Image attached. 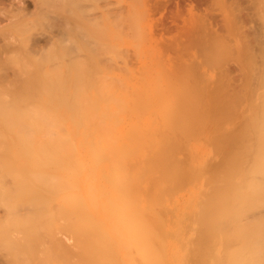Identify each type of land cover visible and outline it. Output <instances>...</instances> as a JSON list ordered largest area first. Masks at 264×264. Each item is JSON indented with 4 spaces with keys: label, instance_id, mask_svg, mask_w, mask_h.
I'll use <instances>...</instances> for the list:
<instances>
[{
    "label": "bare ground",
    "instance_id": "1",
    "mask_svg": "<svg viewBox=\"0 0 264 264\" xmlns=\"http://www.w3.org/2000/svg\"><path fill=\"white\" fill-rule=\"evenodd\" d=\"M75 1L76 0H0V35L1 37H3L2 38L3 42L0 45V65L8 59H12V58L15 59L13 61L15 63L14 68H11L10 70L7 69L5 72L0 74V137L6 139L4 145L0 146V244H2L0 247L2 250L6 252L7 257L9 258L8 264H10L11 262L13 264H187L185 257H187L188 254L191 255L192 257L191 260H193L192 262H190V264H264V228H263L264 225H262L264 224V222H261L259 220L260 222L258 221L259 222L258 223L256 221V225H257L256 227L260 225L263 226V227L260 226L259 228L262 229L261 230L259 229V231L257 232H256L257 229H255L254 232L252 230H251L252 232H249L250 230H248V228H251V226L253 227V225L251 226L245 225L248 226L247 228L248 234L251 235L254 234L251 237L252 240L249 239L250 242L248 241V239L247 240L245 239L246 236L245 237L243 236L244 238H242L240 233H243L244 226L243 227L241 226L243 229V230L241 229L242 230L241 231L239 229L240 227L238 225L239 223L235 224L238 225L239 232L237 231V229L236 232L234 233H232L233 230L231 232L227 230L228 233H226L225 235L223 233L222 235L221 232H220L221 235H219L218 231L216 230L217 227L220 228L219 225L224 221V220L220 221L221 220L220 218L223 219L224 217L225 219L227 216L229 217V215L231 214L233 215L235 213V212L233 213V210L232 212L230 211L231 209H234V206L237 207L238 209L237 210L235 208L236 212L238 213L234 215H238V217L231 216V218L233 217L237 220L239 219V216H242V214L244 215L242 217L245 219L246 216H250L249 214H251V217L253 216L252 214H254V216L255 214L256 215L260 214L259 217L262 218V215L264 214V201H263L264 200V135L262 137V135H260L259 132L257 136H255V138H257L258 140L257 143L253 142L254 141L253 140L251 141L253 142L252 144H249L250 142H246V141H243L246 142V145H243V143L240 144V146L241 145L244 146V148L243 147L241 148H243L244 150L243 154L245 155L243 156V154H240V156L237 155V157L234 155L236 157L234 159L236 160L239 159L240 157L241 158L243 157L242 159L240 158L241 160L240 159L237 160L238 163L236 162V160L233 159L235 162L234 164L232 160H230L229 158L228 160H226V162L227 161L229 162L227 163L225 162L226 164H228V166L229 164L232 165L233 163L234 165H238L237 167L240 168L242 164L244 165V163L248 161L246 157L249 158L252 157V159L250 160H254L255 163L256 162L257 163L256 166L252 165L254 169H252V171L249 170L251 173L247 172L248 168L245 165L247 169L245 168L246 173L245 172L243 173L244 175L249 173V175L247 174L249 177L246 175L244 176V180L246 179V177H248L249 180L246 179L247 182L246 180L243 181V178H241L242 179L241 182L240 181L238 182V180H240L238 179L237 181L233 180L236 183H232L233 181L230 180L231 179L230 177L232 176L230 174L231 172L228 173V175L227 173L222 172L223 175L222 176L220 175V178L216 180H215V176L212 177V179H214L212 180L213 182L219 181V183L223 185L218 190L219 193L221 192L220 195L218 192L215 191V193H218L220 197L217 196L218 200L210 201L211 205L216 204L213 202L219 201L217 203L219 204L221 201V204L224 203V206L222 204L221 209L219 208L220 209L219 214L217 212L218 209L215 208L216 213L218 214V215L216 214L217 216L216 219H218L217 220L218 222L216 223V221L214 220L213 222L216 223L215 224L216 226L214 225V223L213 224L209 223V221L206 224H210V227L205 226L204 222L205 221L207 222V220L205 219L204 221L202 220L204 223L203 227L205 230H203L202 227V231H200V233L196 231L199 235H201V232L203 233L199 237L200 242L199 241L196 242L198 245H196V243L193 242L195 243V245L193 244V246L191 245L190 247L189 245L191 244V242H188L189 237L187 236V234L183 235L184 233H187V231L183 232L184 229L183 222L186 223L185 215L186 213L190 212L188 211V207L190 202H192V200L194 199V197L192 196L193 194L190 195V198L189 200H187V202L183 198V196L180 195L176 197L175 196L172 197L171 194L172 198H169L170 195L168 196V194L170 193V191L168 193V190L169 187L171 186V183L173 182V179L176 178L175 179L176 182H180L177 180H179V178L180 179L181 178L184 179V177L186 178V174L189 173H185V175L182 174L181 171L184 172V170H180V168L183 167L182 166L183 164L180 163L182 167L176 166L175 164L176 160L174 159L175 161H173L172 160L173 158H171V161L174 162L175 167H177V170L176 168L175 171L173 168L171 171L168 170L169 173L173 172L171 173V175L168 173L167 170H165V168H167L165 166L168 164L166 163L168 160L166 158L165 153L168 151V149L170 151L171 145L172 146L174 145L176 146V144L178 145V143L174 141L176 137L178 139L181 136L179 134L181 133L182 135L183 134L185 135V133L187 134V130L184 128L185 125L184 119L182 120V124L180 121L182 118L185 117L182 116L184 113L182 114L180 108H178L179 113L182 114V115L180 114L182 117L178 116L179 113L177 114V116L179 117L178 122L180 123L176 122L178 119L174 118L175 114L174 116L172 115L175 120L172 119L171 121H175L177 123L176 124L175 122H172L173 124H175V126L177 125L175 131L177 130V128H178L177 132L180 131L178 135L176 132V137L174 136L175 135V132H173L174 127H172L173 124H170V126L168 125L167 127L170 128L172 127L170 130H172L171 133L174 134L171 135L168 134V135H170L173 138H171L166 134L165 136L163 135L165 138L163 136H159L160 137L159 139V137L156 136V140H157L156 141L155 137L151 135L153 133L150 132L151 134H149L147 132V129L150 127V126L145 127V125L147 124L145 121L147 119L145 121L139 120L141 116L138 117L139 112L138 113L136 112L138 107L136 106L137 108L135 111L134 110L135 107L132 106L138 100L137 101L132 100L134 101L132 105L125 103L126 101L124 102L123 100L122 101L123 103H120L123 104L122 106L115 105L114 102L116 100L112 101L111 99H109V101H112L113 103L108 101L105 103H100L101 100H104L102 99L103 93L109 92V94L107 93L108 96H110L108 98H111L115 94L113 93L114 88L111 91L112 88L110 86V84L112 85L111 82L109 84L111 88L106 87V85H104L103 83L102 87L105 86L106 88L105 89L103 87L105 89L104 91H101L103 90V88L100 87L101 88L100 90L99 87H96L97 92H95L96 91L95 88L94 89L92 88L95 91H91L90 89L87 92V94H85L86 96L83 95L85 89L81 88V86H78L79 84L76 85L75 81H78L80 79V81L82 80L83 82L81 84L84 85L85 81L83 80L92 76L93 74L91 72L94 71L95 73H97L95 69H92L93 71L90 72V69L92 67L91 66H90L91 68L89 67L86 60L84 62V59H81L84 56L81 54L83 48H80L78 46L67 48L68 51H70L71 53L74 52L75 54L73 53L61 54V55L45 54V56L44 54H39L47 50V47L49 45L48 43H50L53 40V38L61 39L64 37H74V36L85 38L90 35H94L93 33L102 34L106 36L109 35L110 37L113 33H115L112 30L110 24H108L109 27L107 28L104 22L100 23L101 21L99 15L94 13L86 17V20L88 22L86 24L88 28L86 25H80L79 22H76L75 21L76 18L74 17ZM135 1H137V5L139 4L143 9L151 13L159 9L160 6L163 7V5H161L163 3L161 0H135ZM165 1L167 0H164V2ZM168 1L171 2L172 0H168ZM173 1L175 2L177 7V9L174 12L171 11L172 12L171 15L173 16V19L180 17L182 18V20H185L183 19V12H182L184 6L183 7L181 6L182 4L181 1L180 0H173ZM195 1H198V3L200 2L201 4L204 3V1L205 2L211 1V5H218V6L229 4L230 9L236 11H242V10H251V7L247 5V3L248 2H249L248 4H250V2L254 3L255 0H195ZM244 1H246V4L244 3ZM164 4L166 5L167 3L165 2ZM210 9H212V7L207 6L201 9L198 7L197 4L191 3L187 8V14L195 15V13L197 12L196 10H203L204 13L208 15ZM251 11L247 13L248 17L252 16ZM109 13H108L109 17L115 15L113 13L111 15V12ZM117 16L118 15H115V17ZM42 19H44V21L47 23L49 22L50 19H54L53 20L54 23L50 21L48 25L52 23L54 25L56 24L55 31L50 33L49 31L48 33L46 32L48 35L45 33V31H41L43 30L42 28L44 27L43 25H41L42 24L41 21H43ZM162 19L163 18H161V21L164 22V20ZM239 19L241 20L240 16ZM163 22L162 24L160 23L158 24L159 27L161 28L162 31L169 33L171 31V29H169L170 27L168 28V26L164 25L165 22L164 23ZM211 23L209 22V25H211ZM54 25L51 26L53 27ZM227 26H232V25L228 23ZM176 28H177L176 30H178L181 27L179 25H176ZM119 30L120 29H117V32ZM91 32L93 33L91 34ZM121 32L122 31L118 32L119 33V35H117L118 37L120 36ZM221 37L224 38L225 36L218 35V33L213 35L210 38L209 46L212 48L214 45H217V43H219V45H222L220 43H223L224 39ZM74 40H75L74 41L75 45H78L76 39ZM87 41L89 43H95L94 46L92 47V49L95 52L104 51L103 45H101L103 43L101 40H100L101 42L99 41V38L97 40L88 39ZM171 41L173 42L174 40H170L169 44L171 43ZM21 45L25 54H23L22 48L20 49ZM19 50H21L22 53ZM262 55H264V53ZM91 58H93L92 60L94 61L95 56L93 55ZM96 60L98 61L99 59L96 58ZM126 64L127 63H125V65ZM119 65H121V63ZM253 66L255 65L253 64ZM119 69L117 68V71H119ZM86 71H88L87 74L90 72V75L89 76L87 75V77L85 75ZM120 71L123 70L121 69ZM126 74L128 73L126 72ZM133 74L134 73L132 72L131 75ZM83 75H85V77ZM92 77L89 78L90 81L91 79H93ZM95 77H97V75L94 76V78ZM98 78L99 77H97V79ZM86 81H88V83L90 82L89 80ZM104 82H106V80H104ZM135 85L133 86V88H135ZM227 86L229 87V85ZM125 87L127 88V86ZM218 87H217L218 92L214 90L213 92L224 94L225 92L221 91L222 87L221 88L219 87L220 90ZM107 88L109 89V91ZM170 88L175 89L174 85L171 86ZM181 88L182 87H180V89ZM184 88L185 87H183V90H185ZM239 88L237 90H239ZM249 88L250 87H248V89ZM73 89L75 90L73 91ZM174 89L173 91H175L178 88H176L175 90ZM188 89L190 91L193 90V89L191 90L190 88ZM226 89L228 90V88ZM233 89L232 90L229 89V90L233 91ZM227 90H225L226 93L229 92ZM133 91L130 97H132V95H136V92L135 94H133ZM125 92H123V94ZM162 92L164 91L161 90V93ZM188 92L189 91L187 90L189 99L191 97L192 101H195L194 103H196L197 95L195 96L194 94L192 96V94L195 93L196 91L192 92V94L191 92L190 93ZM184 93L181 91V94H183V96L186 97L187 99L188 95L185 94L186 95L185 96ZM126 94H130V93H128L127 91ZM238 94L241 93L239 92ZM104 95L103 98H106V95L105 96ZM209 95H211V92ZM218 95L216 94L215 96H217L218 98L220 96ZM234 95H236V97L238 96L237 94ZM82 96H84V98L87 97L86 98L87 100L82 99L83 98ZM136 96H138V98L142 97L139 96V94ZM151 96H153V92ZM175 96L176 95H174V97ZM248 96L251 97L250 95ZM253 96L255 97L254 94ZM96 97H99L101 100L99 99L100 101H97ZM115 97H119V96H115ZM192 97L194 98V100ZM205 97L206 96H204V98ZM71 98L72 99L75 98V100L70 102L72 100ZM155 98L157 100L158 98L161 99V97L153 96V100ZM182 98L180 97L182 103H180L181 101L178 100L179 101L178 103L181 104V106L183 105L188 106V104L193 103L191 102V99L190 100L188 99L189 101L188 103V101H185V98L183 100ZM225 98H226V94H225ZM119 99L121 98L119 97ZM133 99H136V97ZM226 99L221 98L223 102L224 100H226L227 102L228 98ZM232 100H234V98H232ZM232 100L229 101L230 104L229 103L227 104L231 105L233 103ZM155 102L156 101H154V103ZM238 102L240 103V100H238ZM254 104H255V100H254ZM169 105L171 106V104ZM220 105H221L220 103L217 104V106L219 107ZM257 105L260 106V104L258 103L256 104V106ZM170 106L166 108L170 109ZM191 108L194 109V107L192 106ZM191 108L189 109L191 110ZM167 109L165 110L167 111ZM189 109H187L186 111H188ZM174 111L176 112V108ZM252 116H254L253 112H252ZM200 121L201 120H199V122ZM260 121H263V118ZM260 123L261 122H259V124ZM259 124L258 126L261 125ZM191 126L190 125L188 126L186 122L185 125L186 128ZM164 127L166 126L164 125ZM260 127H256V129ZM262 128L264 127H261V129ZM185 130L186 132H184ZM256 132L257 131H255V133ZM162 134L163 133L159 135ZM242 134L240 136L241 139L243 140L244 137H242ZM166 137H170V139L169 138L167 139ZM184 137H180V138H182L184 142H186L185 141L186 137L185 138ZM157 138L159 139L160 142L158 141ZM238 138H236L235 136L234 139H237L238 141ZM172 139H174V141ZM261 139L263 141H260ZM171 141H173L174 143L172 142L173 143L172 144ZM169 143H171V145ZM231 143H233L232 140ZM231 143H228V145ZM234 144L235 142L233 143V145ZM237 146H239L238 143ZM179 147H181V145ZM241 148H239V150H241L242 152ZM175 149L177 150V147ZM157 153L159 155V159L156 158ZM67 154L73 155V157L71 158L72 161L68 166V169L70 170V175L68 177L59 174L56 177L44 178L43 182L38 181L36 179L37 181L36 183L35 181L31 183L29 181H25L24 179L15 180L13 182L12 187L6 188L4 182V179L6 177L8 178L11 177L14 180L17 176H21V175L25 176L28 173L33 174L34 170H36L35 171L36 176H42V174L45 173L43 172V169H47V170L52 169V171L57 167H61L60 169H63L64 160L65 158H67ZM168 154L171 156V154L173 153L171 154L168 153ZM229 157H231V155ZM174 164L172 163V165ZM248 164L251 165V163ZM248 164L247 166L250 167ZM169 165H171V163H169ZM177 165H179V162ZM231 167L234 166L232 165ZM217 169L219 170V168ZM224 169L226 170V168ZM238 171L237 173L234 172L235 174H237L236 176L240 174L238 173ZM243 173H241L240 175H242ZM198 174L200 173L198 172ZM217 175L219 176V174ZM190 176L192 175L188 176L189 177L188 180L190 179ZM218 176H216V178H218ZM232 177L234 178V176ZM175 180L173 183H175ZM182 180H181L182 183L183 181L188 182L186 179H184L183 181ZM226 183H232L233 185L232 188L234 187V189H232L230 186L228 187L229 188L228 191L231 188L232 190H234L233 193L232 190L231 192L227 191L226 193L225 190L227 188ZM210 184L211 186L213 185L211 182ZM62 185H67L68 189L65 191V194L59 197L57 201H55L54 203V198L56 194L60 192ZM176 185H178V183ZM215 186L217 185L215 184ZM59 187L60 189L57 193V189ZM181 187L182 186L180 185V188ZM245 188H247L249 190L247 192L250 193L247 196L246 194L245 196H243V192L246 191ZM242 189L245 190L242 191ZM226 194L229 195L231 194L234 198L233 197L230 198L231 196L230 195L229 197L226 196V199H224ZM260 195L263 196L261 204H260L261 200L255 202L254 199ZM245 197H246V201H245ZM247 197L250 199H247ZM213 198L214 196L212 197V199ZM229 198L231 200H229ZM242 198L245 201V202L243 201L244 204L242 203L243 200ZM232 199H234L233 202L235 201V204L237 205H234L233 203V207L230 208L229 207L230 204L227 205V202L231 201L230 203H232ZM252 199L254 200V203H256V206L250 207L252 206L251 203L249 204L250 206L246 208V205H248L246 203L248 201L253 202ZM226 200L228 201L226 202ZM256 200H258V198ZM170 201H172L173 203L172 205L174 206L169 207L171 204ZM193 203H195V200ZM225 203L229 207V210L226 209V212L222 210V208L224 207L228 208L226 207ZM209 206L208 209L212 211L211 208L213 206H211V208H209ZM169 208H176V211L175 212L173 211L175 214L172 213L173 216L169 213L171 212V210L168 211ZM208 209L207 211H205L206 209L204 207V209L201 210L198 209L196 205L194 209L192 208L193 211L192 210L191 211L195 212L196 214H199L200 216L199 215L197 216L201 217V215L203 216L205 214L208 215L207 213ZM221 210L223 212H221ZM244 211L245 212L248 211L249 212L248 215L244 214ZM68 213H70L71 217L73 216L75 219L78 220L75 223V229L77 231H75L76 245L74 246L76 250H74L75 249L74 248L73 249L74 251L62 246V243H64V241H66L67 239L57 238V236L51 233L52 225L56 222L58 216L65 217V215H67ZM224 213L226 214L225 215L226 217L223 216ZM209 214H211V212ZM214 217L215 215H213V218ZM242 217H240V219ZM248 218L249 217H247V219ZM194 219L192 218L193 222ZM229 220L230 219H228V221ZM249 220L252 219L249 218ZM186 225L189 226V224ZM195 226L198 227L196 223L194 227ZM194 227L193 229L196 228ZM222 227L223 226H221V228ZM199 228L196 229L200 230L201 228L200 229ZM248 234L247 237L250 238ZM184 236H187L188 239ZM206 236L209 237L211 242L213 243L216 242L212 248L206 246L207 242L206 245L203 244V242H205L207 239ZM195 238H193L192 240H194ZM219 238L225 240L226 242L229 241L230 243L232 242L231 240H235L237 244L238 242H240L241 245H238L239 247L238 248L236 247V249L233 248L231 249L228 248L230 243L228 244L227 242L228 246H225L226 248L225 250L224 248H222L223 246L222 247L218 246V241L220 240ZM209 239L207 241H209ZM243 239L249 242L248 244L249 247L247 245V242H245V240ZM192 240L190 238V241ZM211 242L208 244H212ZM222 242L224 241H221L219 243L222 244ZM244 243H246V245ZM188 251H190V253Z\"/></svg>",
    "mask_w": 264,
    "mask_h": 264
},
{
    "label": "rangeland",
    "instance_id": "2",
    "mask_svg": "<svg viewBox=\"0 0 264 264\" xmlns=\"http://www.w3.org/2000/svg\"><path fill=\"white\" fill-rule=\"evenodd\" d=\"M161 1L163 2L161 4V5H163V7L160 6L161 8L159 7V9L155 10V12L151 13V12H148L147 10L143 9L139 4L137 5V1H135V0H76L75 5H74V17L76 18L75 19L76 22H79L80 25H86L87 26L86 23H88V22L86 20V17L92 13L97 14V15H99V18L101 21L100 23L104 22L106 24L107 28L109 27L108 24H110L112 30L115 32L112 34L113 36L111 35L112 37L111 36L109 37V35L106 36V35L91 32V34L93 33L94 35H90V36L85 37V38L84 37L82 38L79 36L64 37L61 39L53 38V40L50 43H48L49 45L47 47V50H45L44 52L39 53V54H44V56H45V54H55V55L56 54H59V55H61V54H72V53L75 54L74 52L71 53L70 51H68L67 48L74 47V46L75 47L78 46L80 48H83V51H81V54L84 56L81 59H84V62L86 60L89 67L90 66L92 67V68L90 67L91 69L89 68L90 72L93 71L92 69H95V71H97V73H95L94 71L91 73L93 75L95 73L94 76L97 75V77H99L97 79V77L94 78V76L92 75L93 77L90 76L89 78L92 77L95 80L91 79V81L89 78H86L85 80H83V81H85L84 85L81 84L83 82H82V80L80 81V79L78 81H75L76 85L79 84L78 86H81V88L85 89L83 92L84 93L83 95L86 96L85 94H87V92L90 89H91V91L96 90L95 92H97L96 87H99L100 90L103 87L105 88V86L102 87V85L104 83V85H106V87H110V86L112 87V88L110 87L111 91L114 88L113 93H115V94L113 96L111 95L112 96L111 98H108V97H110V96H108L109 92H107L108 94L105 92L107 95L105 93H103V95L105 94L106 98H108V99L103 98V95H102V99H104L105 101L101 100L99 97H96L97 101H100V100L103 101V102L100 101V103H105L107 101L112 102V101L116 100L114 102V104L122 106L123 104H120V103H123L122 102L123 100H124V102L126 101L125 103H128L130 105H132L134 103V101H132V100H135V101L138 100L132 106L135 107L134 108L135 111H136V108L138 107L136 112L137 113L139 112L138 117L141 116L139 120L145 121L147 119L145 121L147 123L145 125V127L150 126L149 127L150 129L147 127L149 129V130L147 129V132L149 134L153 133L151 135H153L155 137V140H156V136L159 137V136H163V135L165 136L166 134L167 135L168 134H170V135L174 134V133H171L172 130H170L172 127H174L173 132H175L174 136L176 137V132H177L178 128L175 131L177 125L175 126V124L172 123V122H175V121H171L172 119L173 120L178 119L176 121V122H178L179 117L185 116L184 118H182L180 120L181 124H182L183 119L185 121V125H186V122H187L188 126L189 125L191 126V124H192L191 127H188L189 129L186 128L187 126L185 127V125L183 124L184 128L187 130V134L185 133V135H187V136H185L184 134L182 135V133L179 134V135H181L180 137H184V136L186 137V138L184 137L186 139L185 140L186 142H184V140L182 138H180L179 136H178L179 137L178 139L176 137L175 141H174V139H172L174 142H177L178 145L176 144V146L175 145L172 146L171 143L173 141H171V143H169L171 145L170 151L168 149L169 152L166 150L167 152L165 153L167 160L170 161V162H168V161L166 162V163H168L167 164L168 166L166 165L165 167H167V168L169 166L170 167L168 169L165 168V170L171 171L173 168L175 171V168L177 170V167H175V164H176V166L180 167L181 166L180 163H182L183 167L181 166L182 168H180V170H184V172L181 171V173L184 175H185V173H189V174H186V178L184 177V179H186L188 182H184L183 178H181V179L179 178V180H177L180 182H176V180H175L176 178L173 179V182L175 180V183H173V182L171 183V186L169 187V190H168V193L170 191L168 196L170 195L169 198H172L173 196L176 197V196L180 195V196H183V198L187 202V200H189V198H190V195L193 194L192 196L194 197V199L192 200V202H190L189 207H188V211H190V212L186 213V215H185V220H186L185 222L186 223L183 222V228L184 229L188 228L187 230L183 229V232L187 231V233H184L183 235L187 234V236L189 237L188 242H191V244L189 245V243H188V245L191 247V245L193 246V244L195 245V243L199 241V239H200L199 237L203 234L202 232H201V235H199L198 233H200V231H202V227L204 226V223H205V226L210 227V224H206V223H208V221H209V223H212V224L214 223V225L218 222L217 221L218 219H216L217 213H216L215 208L218 209L217 212L219 214L222 204L224 206V203L221 204V201L219 204H217L219 202L218 201V202H213L216 204L212 203L213 205H211L210 201L218 200L217 196L220 197L219 195L221 192L219 193L218 190L223 185V184H220L219 181H216V182L214 181L215 184L217 185V186H215L214 182L212 181V180H214V179H212V177L215 176V180H216V179H219L220 175L222 176L223 173H227V175H228V173L231 172L230 174L232 176H234V178H233L231 175H229V176H231L230 177L231 181H233V180L237 181L238 179H240V180H238V182L239 181L241 182L242 181L241 178H243V181H245L246 179H248L249 173H251L249 170L252 171V169H254L253 166H256V163H257V162L255 163L254 160H250V159H252V157L249 155L251 158L246 157V159H248V161L246 163H244V165L243 164L241 165L242 168L241 167L239 168V167H237L238 165H234L235 164L234 160H236L234 158H236L237 155L240 156V154H243V151H244L243 145H246V142H250L249 144H252L253 142L257 143L258 140H257V138H255V136H257V134L259 132H260V135H262V137L264 135V131H263L264 128L261 129V127H264V125H263L264 124V116H263L264 115V113H263L264 112V110H263V107H264V92H263L264 91V74H263L264 73V55H262L264 53V0H255L254 3L250 2V4H248L249 3L248 2L247 5H249L251 7L252 11L251 10H242V11L232 10L229 8L230 7L229 4L221 5V6L220 5L219 6L218 5H211V1H206V2L204 1V3H202V4L200 2L198 3V1H195V0H192V1L191 0H185L183 2L181 1V3H182L181 6L182 7L184 6L182 9V12H183V19H185V20H182V18H180V17L173 19V16L171 15V13L177 9L176 4L173 0L172 1L175 5L172 3V1L171 2L168 0L165 1L168 5L164 4L165 3L164 0H161ZM201 2H203V1H201ZM191 3L197 4L198 7L201 9L204 7H207V6L212 7V9H210L208 15H206V13H204L203 10H196L197 12L195 13V15H188L187 14V8L189 7V5ZM244 3L246 4V1H244ZM31 9H32V7H31ZM51 9H53V8H51ZM249 11H251V14H252L251 17L247 16V13ZM109 12H111V15L113 13V14L118 15V16L115 17V15H112L111 17H109L110 16ZM108 13H109V16H108ZM239 16H240L242 21L239 19ZM113 17H115V18H113ZM161 18H163L162 20H164L165 23L163 21H161ZM44 19H47V18H44ZM44 19H42V20L44 21ZM53 20L54 19H50L49 22L51 21L54 23ZM43 21H41L42 22L41 25H43L44 27L43 28L41 27L43 29L41 31H45V33L46 32L48 33V31H49V33L55 31L56 24L54 25L52 23V24L48 25L49 22L47 23L44 21V23H43ZM162 22L164 23V25L168 26V28L170 27L169 29H171V31L169 33L162 31L161 28L159 27L158 24L159 23L162 24ZM209 22L210 23L212 22L211 25H209ZM228 23H230L232 26H227ZM51 25H54V26L52 27ZM176 25H179L181 28L176 30L177 29ZM50 26H51V28H50ZM87 28H88V26H87ZM117 29H120L119 31H122L120 33L119 37L117 36V35H119V33H118L119 31L117 32ZM116 33H118V34H116ZM216 33H218V35L225 36L224 38L221 37L224 39V41H223V43H220L222 45H219V43H217V45H214L211 48L209 46V44H210L209 41H210V38L213 35H215ZM2 38L3 37H1V35H0V45L3 42ZM98 38H99V41L101 40L103 43V44L100 43L101 45H103V49H104L103 52H95L92 49V47L94 46L95 43H89L87 41L88 39L97 40ZM74 39H76V41L78 42V45H75ZM170 40H174V41L173 42L171 41V43L169 44ZM21 48H22V45H21L20 49ZM24 50H25V47H24ZM19 51L21 52V50H19ZM245 51L247 54L245 53ZM22 52H23V54H25L23 51V48H22ZM28 53H30V52H28ZM32 54H33V52H32ZM93 55L95 56V59H94L95 62L92 60L93 58H91ZM131 57H132V59H131ZM133 57L136 59H134ZM96 58L99 59L98 61L100 63L96 60ZM14 60H15L14 58L8 59L6 61L4 60L5 62L1 64L2 66L0 65V74L5 72L7 69L10 70L11 68H14V64H15L13 62ZM248 61H250V62H248ZM120 63H121V65H119ZM125 63H127V64L125 65ZM252 63L255 66H253ZM255 63H257V64H255ZM3 64H5V65H3ZM117 65H118V67H117ZM261 66H262V68H261ZM117 68L118 69L120 68L119 71H117ZM121 69L123 71H120ZM128 71H130L131 73L133 72L134 74L131 75V73ZM87 72L88 71H86V74L84 73L86 75V77H87V75L88 76L90 75V72L88 74H87ZM126 72L128 74L129 73L130 74L128 75V74H126ZM85 75H83V76L85 77ZM103 76H105V77H103ZM86 80H89L90 82L88 83V81H86ZM104 80H106L107 83L104 82ZM79 81H80V83H79ZM110 82L112 83V85L110 84ZM109 84H110V86H109ZM133 84L134 85L136 84L135 85L136 89L133 88V86H134ZM76 85H74V86H76ZM173 85H174L175 89L178 88L176 90L173 88L176 92L173 91L172 88H170ZM227 85H229V87ZM83 86L86 88H84ZM125 86H127V88ZM218 86L220 88L221 87L223 88V90L221 88V91L225 92L224 94L223 93L219 94V93L213 92V90L218 92V90H217ZM129 87H131V88H129ZM180 87H182L181 88L182 90L180 89ZM183 87H185L184 88L185 90H183ZM186 87H187V90L189 91L188 93L191 92V94H192V92L196 91L195 93L192 94V96L194 94H195V96L197 95L196 103H194L195 101H192V99L190 97L191 102H193L190 104L192 107H194V109H192L190 104H188L189 103V101H188L189 95L187 94ZM248 87H250V88L248 89ZM92 88L93 89L95 88V90H93ZM104 88L101 91H104L106 89V88L105 89ZM142 88H143V90H142ZM188 88H190L191 90L193 89V90L190 91ZM220 88H219V90H220ZM226 88H228V90ZM238 88H239V90H237ZM144 89H146L147 91ZM198 89H199V91H198ZM229 89L230 90L233 89V91H230ZM247 89H248V91H247ZM74 90L75 89H73V91ZM138 90L139 91L142 90V91L139 92ZM161 90L164 92L161 93ZM177 90H179V91H177ZM225 90H227L229 92L226 93ZM241 90H242V92H241ZM108 91H109V89H108ZM127 91L130 94H126ZM132 91H133V94H135V92H136V95L139 94V96H142V97L138 98V96H136V95H132V97H130ZM181 91L183 93L185 91L184 95L185 94L188 95L187 99H186V97L183 96V94H181ZM221 91H219V92H221ZM123 92H125V93L123 94ZM152 92H153L154 97L155 96L161 97V99L158 98V100H157L155 98L153 100V96H151ZM210 92H211V95H209ZM239 92L241 94H238ZM258 92H259V94H258ZM232 93L237 94L238 96H241V97H238V96L236 97V95H234ZM245 93H247V94H245ZM252 93L255 95V97L253 96ZM165 94H166V96H165ZM212 94H215V95L219 94L220 96L218 95L219 97L217 98V96L212 95ZM222 94H223V97H222ZM225 94H226V98H228L227 102H226L227 99L225 98ZM242 94H244V95H242ZM174 95H176V96L174 97ZM248 95H250L252 98L249 97ZM84 96H82L83 97L82 99L85 100L87 97L84 98ZM115 96H119L121 99H119V97H115ZM133 96H135L136 99H133V98H135ZM195 96H194V98H195ZM201 96H203V97H201ZM204 96H206V97L204 98ZM213 96H214V99H213ZM113 97H114V100H113ZM151 97H152V100H151ZM180 97L181 98L183 97L182 100L185 98V101H188V103H186V104H188V106L187 105L184 106L183 104H185V103L182 104L183 106H181V104L178 103L179 102L178 100L181 101ZM194 98H193V100H194ZM201 98H202V100H201ZM221 98L226 99V100H224L225 103L223 102V100H221ZM230 98H231V100H232V98H234V100H232L233 103L231 105H228L227 103H229V101H231ZM109 99H111L112 101H109ZM73 100H75V98H73L70 102H72ZM149 100H151V101H149ZM164 100H165V102H164ZM218 100H220V101H218ZM238 100H240V103L238 102ZM254 100H255V104H254ZM119 101H121V102H119ZM129 101H131V102H129ZM154 101H156V102L154 103ZM221 101L223 104L221 103ZM217 102H219L223 106H221V105H220V107L217 106V104H219ZM165 103H168V104H165ZM180 103H182V101ZM241 103H243V104H241ZM257 103L260 104V106L259 105L256 106ZM162 104H164L165 106ZM169 104H171V106ZM224 104H226V105H224ZM169 106H170V109H167L166 107H169ZM198 106H199V108H198ZM226 106H229V107H226ZM182 107L185 109H183ZM252 107H253V109H252ZM175 108H176V112L174 111ZM178 108H180V111L182 114L184 113L183 115L181 113H179ZM189 108H191V110ZM220 108H221V110H220ZM257 108H258V110H257ZM165 109H167V111ZM187 109H189V110L186 111ZM255 109H256V111H255ZM184 110H185V112H184ZM171 111H173V112H171ZM237 111H238V113H237ZM252 112H253L254 116H252ZM260 112H261V114H260ZM221 113H223L224 115ZM231 113L233 114V116ZM174 114H175V116H174ZM177 114L179 117L177 116ZM197 114L200 116H198ZM172 115L174 116L175 119L173 118ZM188 115H189V117H188ZM69 116H72V115H69ZM195 117H197V118H195ZM262 118H263V121H260V120H262ZM164 119H166L168 123ZM251 119H252V121H251ZM151 120H152V123H151ZM159 120H161V121H159ZM199 120H201V121L199 122ZM163 122H164V124H163ZM165 122L167 125L165 124ZM259 122H261L260 123L261 125L259 124ZM178 123H180V122H178ZM256 123H257V125H256ZM170 124H173L172 127L171 128L167 127L168 125L170 126ZM258 124L261 127L258 126ZM162 125H163V127H162ZM164 125L168 129L166 127H164ZM256 127H260V128L256 129ZM152 128H154V129H152ZM166 129L168 132L166 131ZM186 130L184 132H186ZM242 131H243V134H242ZM255 131H257V132L255 133ZM179 132L180 131L177 132V135ZM244 132H246V133H244ZM154 133H156V134H154ZM161 133H163V134L159 135ZM241 134H242V137H244L243 140L241 139V136H240ZM170 135H168V136H170ZM235 136H236V138L239 137L238 141H237V139H234ZM170 137H166V138L170 139ZM171 138H173V137H171ZM159 139H160V137H159ZM159 139H158V141H159ZM262 139L260 141H263ZM5 140L6 139H4L3 137H0V146L4 145ZM178 140H180V141H178ZM231 140L233 143L235 142L234 145H233V143H231ZM240 140H242V141H240ZM166 141H168V140H166ZM223 141H226V142H223ZM243 141H246V142H243ZM251 141H253V142H251ZM236 142L238 143L239 146H237ZM184 143H185V145H184ZM228 143H231V144L228 145ZM241 143H243V145L240 146ZM170 145H169V147H170ZM180 145H181V147H179ZM185 146H187V147H185ZM169 147H167V148H169ZM174 147L175 148L177 147V150ZM241 147H243V148H241ZM172 148H173V150H172ZM239 148L242 149V152H241V150H239ZM245 151H247V150H245ZM168 153H170V154L173 153L174 155L171 154V156H170ZM245 153H247V152H245ZM230 155L232 158L229 157ZM244 155L245 154H243V156ZM156 156L155 157L159 159L158 153ZM72 157H73L72 154H67V158H65V160H64L63 169H60L61 167H57L53 171H52V169H50V170L43 169V172H45V173L42 174V176H36V173H35L36 170H34L33 174L28 173L25 176L24 175L17 176L14 180L11 177H9V178L6 177L4 179L5 186H6V188L12 187L13 182L15 180H21V179H24L25 181H29L31 183H33L35 181V183H36L37 182L36 179L38 181L43 182L44 178L56 177L59 174L64 175L65 177H68L70 175V170L68 169V166L70 165V163L72 161L71 160ZM171 158H173L172 159L173 161L176 160L175 164L173 161H171ZM228 158L230 160H232V162L234 163V164L232 163V165L234 167H231L232 165L229 164V166L231 165L230 166L231 168H230L228 166V164H226L227 162H229V161L226 162V160H228ZM239 159H237V160H239ZM237 160H236V162H237ZM155 161H156V159H155ZM178 162H179V165H177ZM157 163H158V161H157ZM169 163H171V165H169ZM172 163L174 165H172ZM248 163H251V165ZM247 164L252 168L248 167ZM199 165H201L202 167ZM245 165L248 168L247 172H249V173H247L248 175L245 174L248 177H246V179L244 180L245 175L243 172L246 171ZM171 166H173V167H171ZM198 167L201 169H199ZM217 168H219V170ZM224 168H226V170ZM237 169L238 170L240 169L239 170L240 172ZM224 170H225V172H224ZM241 170H242V172H241ZM178 171H179V169H178ZM220 171H221V174H220ZM237 171H238V173H240V174L243 173V174L242 175L239 174L238 176H236L237 174H235L234 172L237 173ZM198 172L200 174H198ZM168 173H169V171H168ZM171 173H173V172H170L169 174L171 175ZM216 173L219 174V176ZM232 173L235 175H233ZM179 174H180V172H179ZM214 174H216V175H214ZM189 175H192V176H190V179L188 180ZM216 176H218V178H216ZM199 177H201V178H199ZM181 180L183 181V183L181 182ZM207 181H209V182H207ZM210 182L213 184L212 186H211ZM246 182H247V180H246ZM177 183L179 186L176 185ZM232 183H236V182L233 181ZM232 183H226V185H227V188L225 187L226 193L229 189L228 187L231 186V188H232V186H233ZM180 185L182 186L181 188H180ZM208 186H210L211 188ZM234 186H235V184H234ZM200 187H202V188H200ZM231 188L229 190L230 192L232 189H234V187L232 189ZM59 189H60V187L57 189V193H58ZM67 189H68L67 185H62L60 192L58 194H56V196L54 198V203H55V201H57V199L59 197H61L65 194V191ZM245 189H246V191H244ZM245 189L244 190L242 189V191H244L243 196H245V194H246V196L248 194H250L247 192L249 190L247 188H245ZM215 191L218 192L219 195H218V193H215ZM233 191L234 190H232V193H233ZM171 194H172V197H171ZM230 195L226 194L224 199H226V196L229 197ZM213 196L216 199L213 198L214 199L213 200L212 199ZM260 196H257L258 200H256L257 198H254V199H255V202L261 200L260 201V204H261L263 196L262 195H260ZM231 197H233V196L231 195L230 198ZM230 198H229V200H231ZM208 199H209V201H208ZM247 199H250V198L247 197ZM194 200H195L196 204L193 203ZM219 200H220V198H219ZM233 200L234 199H232V203H230L231 201L229 202L228 200H226V202L228 201L227 205L230 204L229 205L230 208L233 207V203H234V205H237V204H235V201L233 202ZM172 201H170L171 204L169 207L174 206V205H172L173 204ZM198 201H199V203H198ZM243 201H244V199L242 200V203L244 204V202L246 201V197H245V201L244 202ZM206 202L208 205L206 204ZM248 202L246 203V204H248V205H246V208H248V206H250L249 204H251V203H252V206H250V207L256 206V203H254V200H253V202L252 201L251 202L248 201ZM196 205H197L198 209H201V210L204 209V207H205V209H206L205 211H207L209 205H211L213 207L211 208V206H209V208H211L212 211H210V209H208V212H207L208 215L205 214L206 216L201 215V217H198L197 215H199V214L192 212L193 211L192 208L194 209V207ZM202 205H205V206H202ZM219 205H220V207H219ZM225 205H226V203H225ZM227 205H226V207H228ZM229 207L228 208L224 207L225 210H224V208H222V210L224 212H226V209L229 210ZM244 207H245V205H244ZM235 208L237 209V207L234 206V209ZM234 209H231L230 211L232 212V210H233V213L235 212L234 214H237L238 212H236V209L234 211ZM170 210H171V212H169V213L172 215V213H174L176 211V208H169L168 211H170ZM222 210H221V212H223ZM209 211L211 212V214H209L210 213ZM249 212H250V210H249ZM249 212L244 211V214L248 215ZM194 214H195V217H194ZM234 214L233 215L231 214V215H229V217L228 216L226 217L225 216L226 214L224 213L223 216H225L227 219L226 218L224 219V217H223V219L220 218L221 220L220 219L219 220L220 221L224 220L223 222L224 223L226 222L227 224L220 222L222 225L220 224L219 225L220 228L217 227L216 230L218 231L219 235H221L222 233L225 235L226 233H228V231L231 232L233 230L232 233L236 232V229L239 232L238 225L240 227L244 226L243 228L245 231L242 229V227L241 228L239 227L240 230L241 229L243 230V233H240V234H241L242 238H244L246 236L245 239L246 240L248 239V241L250 242L249 239H251V237L254 234H252V235L248 234V230H250L249 232H252V231L254 232L255 229H257L256 232L259 231V229H260L259 227L260 226L263 227L262 225H264V224L260 225L261 224L260 223L259 224L260 226L256 227L257 226L256 221L258 222L260 220L261 222H264V218H263L264 214L263 215L261 214L262 218L259 217L260 214L259 215L255 214V216H254V214H252L253 215L252 217H254V218H252L251 214H249L250 216H246V219L242 217V216H244L242 214V216H239V219H240V217H242L241 218L242 220L240 219V222H239V219L236 220L235 218H233L234 216L238 217V215H234ZM191 215H192V217H191ZM213 215H215V217H214L215 219L213 218ZM231 216H233V217L231 218ZM247 217L251 218L252 220H249V218L247 219ZM192 218L193 219L197 218V219H194V222H193ZM204 219L207 220V222L205 221L203 223ZM228 219H230V220L228 221ZM196 220H197V222H196ZM213 220L216 221V223L213 222ZM76 221H78V220L75 219L73 216L71 217L70 213H68L67 215H65V217L58 216L56 222L52 225V228H51L52 229L51 233H53L55 236H57V238L67 239L66 241H64V243H62V246L66 247L67 249L69 248L72 251L76 250V248L74 246V245H76V235H75L76 234L75 231H77L75 229ZM235 222H237V223H235ZM243 222H245V223H243ZM195 223L198 226V227L195 226L196 228H199L201 226L200 227L201 229L199 228L200 230H197L194 227ZM186 224H189V226H187ZM235 224H238V225H235ZM241 224H243V225H241ZM225 225H226V227H225ZM245 225H249V226L253 225V227L251 226V228H248V226H245ZM221 226H223L225 228L222 227L223 228L222 229ZM193 227L196 230L193 229ZM247 228H248V230H247ZM219 229H221V230H219ZM203 230H205L204 227H203ZM188 232H189V234H188ZM220 232H221V234H220ZM194 233L195 234L197 233V234L195 235ZM247 234L250 236V238L247 237ZM191 235H193V236H191ZM197 235H198V237H197ZM187 236H184V237H186L188 239ZM190 238H191V240L193 238H195V239L190 241ZM197 238H198V240H197ZM208 239H209V237H207L206 241L203 242V244L206 245V242H207L206 246H209V248H212L216 242L213 243V242H211L210 239H209V241H207ZM245 239H243V240H245ZM246 240H245V242H247V245H248L249 242ZM221 241H224V242H222V244H221V243H219ZM231 241H232L231 243L229 241H227L228 244L230 243L228 248L236 249V247L237 248L239 247L238 245H241L240 242H238V244H237V242H235V240H231ZM193 242H195V243H193ZM210 242L213 245L208 244ZM225 242H226L225 240L220 239L218 241V246H221V247L223 246L222 248H224L226 250L225 246H228V244L226 242V244H227L226 245ZM252 243H254V242H252ZM231 244H233V245H231ZM244 244L246 245V243H244ZM244 244H243V246H244ZM1 245L2 244H0V246ZM196 245H198V244L196 243ZM210 245H212V246H210ZM248 247H249V245H248ZM188 252L190 253V251H188ZM189 256H190V258H189ZM191 258L192 257L189 254L187 255V257H185L187 264H190V262L193 261V260H191ZM8 259L9 258L7 257L6 252L4 250H2L0 247V264H8ZM10 264H13V263L11 262Z\"/></svg>",
    "mask_w": 264,
    "mask_h": 264
},
{
    "label": "flooded vegetation",
    "instance_id": "3",
    "mask_svg": "<svg viewBox=\"0 0 264 264\" xmlns=\"http://www.w3.org/2000/svg\"><path fill=\"white\" fill-rule=\"evenodd\" d=\"M180 1H184V0H180Z\"/></svg>",
    "mask_w": 264,
    "mask_h": 264
}]
</instances>
